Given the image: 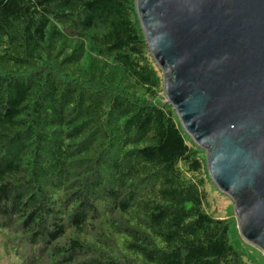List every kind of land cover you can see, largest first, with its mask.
<instances>
[{
    "label": "trees",
    "instance_id": "16d2710c",
    "mask_svg": "<svg viewBox=\"0 0 264 264\" xmlns=\"http://www.w3.org/2000/svg\"><path fill=\"white\" fill-rule=\"evenodd\" d=\"M164 96L136 0H0V261L260 264Z\"/></svg>",
    "mask_w": 264,
    "mask_h": 264
},
{
    "label": "water",
    "instance_id": "95a60500",
    "mask_svg": "<svg viewBox=\"0 0 264 264\" xmlns=\"http://www.w3.org/2000/svg\"><path fill=\"white\" fill-rule=\"evenodd\" d=\"M168 102L264 251V0H136Z\"/></svg>",
    "mask_w": 264,
    "mask_h": 264
},
{
    "label": "rangeland",
    "instance_id": "374dc122",
    "mask_svg": "<svg viewBox=\"0 0 264 264\" xmlns=\"http://www.w3.org/2000/svg\"><path fill=\"white\" fill-rule=\"evenodd\" d=\"M117 80H118L117 82L121 84H125L126 86L134 89L133 83H131L128 79L121 78V75L117 78ZM162 99L164 102H168L166 94ZM208 201H209L208 209L210 212H212L218 218L225 217L231 220H235V223L240 231L239 219L236 214L234 200L231 196L221 192L219 188H217L215 184H213L212 187H209ZM243 240H244L245 245L249 244V245L254 246V248L250 247V249L253 250V252L255 253L254 255H256L257 258L260 260V264H264V251L258 246L248 242L244 238ZM0 264H19L18 257L14 253L13 254L11 253L5 258V262L0 261Z\"/></svg>",
    "mask_w": 264,
    "mask_h": 264
}]
</instances>
